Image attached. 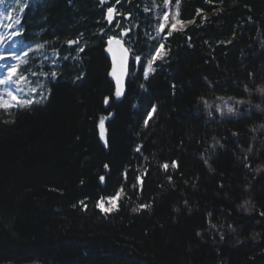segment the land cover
Listing matches in <instances>:
<instances>
[{
  "label": "trees",
  "instance_id": "obj_1",
  "mask_svg": "<svg viewBox=\"0 0 264 264\" xmlns=\"http://www.w3.org/2000/svg\"><path fill=\"white\" fill-rule=\"evenodd\" d=\"M6 2L49 91L0 109V264H264V0Z\"/></svg>",
  "mask_w": 264,
  "mask_h": 264
},
{
  "label": "rangeland",
  "instance_id": "obj_2",
  "mask_svg": "<svg viewBox=\"0 0 264 264\" xmlns=\"http://www.w3.org/2000/svg\"><path fill=\"white\" fill-rule=\"evenodd\" d=\"M8 9L7 2L0 4V36L5 38V43L0 44V53H3L7 56L6 59L0 60V80H3L7 77L8 68L12 66H18V74L27 78L28 83L24 84L21 82L20 87L24 90L18 93L19 96L24 98H31L36 101H40L39 104L43 103L48 96L49 87L47 84L48 75L36 73L38 66L43 58V47L37 49V45H42L39 42H25L19 38V36H13L11 40H8L7 37L11 35L13 32L19 31L18 26L15 23V19L12 16V19H8ZM9 24H12V27H8ZM176 28H183L186 26V23L176 22ZM20 32V31H19ZM30 49H32L30 51ZM10 53H15L16 56L19 57V60L13 58ZM27 53V55H25ZM26 61L25 63H20V61ZM53 60L49 61V64L52 63ZM37 88L36 92H31V88ZM17 86L12 83L0 84V96H3L4 99H9L7 96L8 91L16 92ZM33 105V104H32ZM13 108V107H12ZM4 109V108H0ZM100 138L102 143L105 144L107 142L106 137V128H105V120L103 119V124L99 127ZM107 145V144H105ZM102 207L110 210L114 207V202L109 201L103 202Z\"/></svg>",
  "mask_w": 264,
  "mask_h": 264
},
{
  "label": "snow or ice",
  "instance_id": "obj_3",
  "mask_svg": "<svg viewBox=\"0 0 264 264\" xmlns=\"http://www.w3.org/2000/svg\"><path fill=\"white\" fill-rule=\"evenodd\" d=\"M4 2H5V0H0V4H3ZM117 2H119V0H117ZM165 3L167 4L168 0H165ZM178 5H179V0H177V7H178ZM145 10L147 11V9H145ZM21 11H22V8H21ZM114 11L115 10L113 8H108V10H107V19H108L109 22H111L112 19H113ZM198 14H199V10H198ZM168 15L169 14L167 12L164 14L162 22L159 25V31L160 32H163L165 30V27H166V24H167V20H168ZM178 15H179V13L177 11L176 16L178 17ZM8 19L9 20L12 19V13H8ZM15 23L18 24L19 23V19H16ZM189 23H191V21ZM8 27H12V24H9ZM175 29H176V25L172 24L171 28L169 29V32H171L172 30H175ZM19 35H21V33L19 31H16V32H13L11 35H9L7 37V39L11 40L13 36H19ZM114 39H115L114 37H110L108 43L111 44ZM5 42H6L5 38L3 36H0V44H3ZM115 42L117 44H120L119 40H116ZM68 43L69 44H73V43H77L78 44L79 41H69ZM42 47H43V45H37V49L38 48H42ZM162 48H163V45H161L159 48H157L155 54L152 57V61H149L148 68L145 70V78H147L148 72L150 70L154 71V69L151 68L152 62L157 60V59H162L163 56L166 54V53H163L161 51ZM31 50L32 49H30V51ZM111 50L112 49L110 48L109 51H111ZM80 51H84V49L81 47ZM125 54H126V52H125ZM8 55H11L13 58L19 60V57L16 56L15 53H10ZM25 55H27V53H25ZM6 58H7V56L5 54L0 53V60H4ZM135 59L138 61V60H140V57H135ZM25 62L26 61H23V60L20 61V63H25ZM121 65H123V58L121 60ZM51 75L54 77L56 75V73L53 72V73H51ZM113 75H115V72L113 73ZM119 80H120V77H117L118 87H117V90H116V93H115V95L117 97H119L121 95V88L119 87ZM21 82H23L24 84L28 83L26 77L18 74V66L9 67L8 68L7 77L5 79H3V80H0V84L12 83V84H15L17 86V88H16V92L15 93L12 92V91H8L7 92V96H8L9 99H4L3 96H0V108H4L5 110L10 109L12 107L25 108V107L31 106L34 103L40 102V101H36L34 99H31V98H24V97H21V96L18 95V93L20 91L24 90L22 87H20ZM141 87H143V85H141ZM30 91L31 92H36L37 88L33 87V88L30 89ZM261 91H264V89H262ZM105 103L106 104L108 103V98L107 97L105 98ZM153 111H155V107H153ZM228 111L232 112L233 109L229 108ZM149 115L151 116V113H149ZM103 119L104 118H101V125L103 124ZM145 123H147V121ZM105 144H107L106 141H105ZM137 151H139V148L137 149ZM107 167H108V165H105L106 169H107ZM164 167L167 168L168 165L165 164ZM173 167H175V163H173ZM100 179L103 180L104 177H101ZM137 179L139 180V177H137ZM169 180H171V177H169ZM118 198H119V193H117L116 197L109 198V201H112V200L118 199ZM245 203H247V202H245ZM100 206L101 205L98 204V207H100ZM141 207H148V206L141 205ZM134 210H138V209H134ZM262 215H264V214H262Z\"/></svg>",
  "mask_w": 264,
  "mask_h": 264
},
{
  "label": "water",
  "instance_id": "obj_4",
  "mask_svg": "<svg viewBox=\"0 0 264 264\" xmlns=\"http://www.w3.org/2000/svg\"><path fill=\"white\" fill-rule=\"evenodd\" d=\"M115 16V11L113 14V19L110 23L113 22ZM113 40L111 44L107 43L106 46V54L111 61V70H110V77L116 86V90L118 87L117 84V77H120L119 80V87L121 88V95L124 96L127 91V82L130 76V66L132 62V54L130 49L125 44L124 40L121 38H116ZM119 40L120 44H117L115 41ZM112 49L109 51V49ZM126 52V54H125ZM123 58V65H121V60ZM115 72V75L113 73ZM109 101L107 106L109 105Z\"/></svg>",
  "mask_w": 264,
  "mask_h": 264
},
{
  "label": "bare ground",
  "instance_id": "obj_5",
  "mask_svg": "<svg viewBox=\"0 0 264 264\" xmlns=\"http://www.w3.org/2000/svg\"><path fill=\"white\" fill-rule=\"evenodd\" d=\"M168 7V6H167ZM102 138V137H101Z\"/></svg>",
  "mask_w": 264,
  "mask_h": 264
}]
</instances>
